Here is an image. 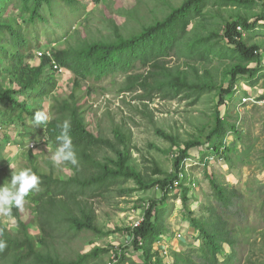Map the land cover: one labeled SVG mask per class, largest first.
I'll list each match as a JSON object with an SVG mask.
<instances>
[{
	"label": "trees",
	"instance_id": "16d2710c",
	"mask_svg": "<svg viewBox=\"0 0 264 264\" xmlns=\"http://www.w3.org/2000/svg\"><path fill=\"white\" fill-rule=\"evenodd\" d=\"M210 1L184 0L179 6L172 7L162 19L155 20L129 36L122 35L119 26L114 24L110 28L112 33L109 38H79L61 49L49 48L52 57L44 53L38 59V64L32 65V57L26 54L39 44L36 25L47 21L49 17L63 21L64 16L60 14L62 7H68V12L76 14L79 10L78 0H0V152L10 142L6 133L2 135V127L9 128L21 121L26 128L25 116L34 118L36 111L43 110V101L49 99L48 112L51 119L39 132L43 134L53 153L57 146L56 137L60 134L59 125L69 121V135L79 162L78 166L66 164L54 167L51 161L46 160L47 171L40 168L36 156L29 149V164L24 168L32 169L40 177V184L25 198L23 210L28 213L25 218L22 210L12 209L15 230L0 222V241L6 245L0 249V264H87L91 257L106 251L95 248L74 260L62 261L43 251L41 247L50 242L59 225L75 230L89 229L102 234L94 223V216L84 200L85 196L95 191H106L120 179H133L141 188L152 186L129 163L132 147L129 139L118 128L113 129L115 141L90 130L76 91L81 87V81H85L88 83L86 94H92L98 88L97 85L111 79L117 85V93H136L134 100L143 104L156 97L163 100L176 99L182 94L198 98L212 87L188 81L183 71L168 66L166 59L173 55L206 59L210 53H215L214 46L210 43L212 36L192 41L184 39L192 21L203 16ZM213 1L224 6L241 7L261 3L264 11L263 0ZM19 18L28 24L27 31H23L21 25L15 22ZM259 20L264 21V15L253 22H248L245 18L227 22L221 35L226 44L225 49L217 51L222 57L238 60L228 71L230 79L227 85L219 90L215 125L209 135V138L214 137L213 154L230 167L234 164L230 156L233 149L226 145L224 137L227 132L235 133L240 138L241 135L238 121L226 120L219 107L227 106L226 97L237 90L240 77L246 78L247 85L250 86L256 85L264 77L259 46L245 43L242 32L237 30L238 26L250 30ZM53 60L63 70L73 74V90L65 96L53 94L57 86ZM249 63H256V66L249 67ZM118 77L122 79L118 81ZM100 89L104 91V87ZM157 134L166 140H172L164 131H157ZM28 135H33V131L26 130L22 134ZM201 145L199 141L185 143L174 160L175 172L168 179L157 182L162 190V199L149 201L136 226L114 229L107 233L110 235L124 230L130 237L128 247H122L123 250L113 264H164V258L154 249L155 243L166 231L164 200L172 190L179 187L183 203L187 202L186 192L189 187L183 185L185 174L179 177V173L183 171L180 165L190 157L188 151L191 148ZM99 147H107L115 152L116 159L110 160L114 166L95 158L92 149ZM0 160L3 161L4 158L0 156ZM207 163L208 161L203 166ZM63 168L70 170L65 178L61 177ZM155 172L159 173L157 170ZM206 176L212 189V200L203 207L207 216L190 218L198 232L200 243L197 247L189 246L183 253H178L174 264H253L247 261L246 256L252 237L264 229V196L238 185L220 184L212 174L207 173ZM10 178L11 173L0 178V186L10 182ZM176 179L179 182L174 188L172 183ZM30 218H33L39 228V239L30 232ZM129 247L134 252L140 251L138 260L127 255Z\"/></svg>",
	"mask_w": 264,
	"mask_h": 264
},
{
	"label": "rangeland",
	"instance_id": "374dc122",
	"mask_svg": "<svg viewBox=\"0 0 264 264\" xmlns=\"http://www.w3.org/2000/svg\"><path fill=\"white\" fill-rule=\"evenodd\" d=\"M183 1L101 0L96 3L93 0H78L79 10L76 14L68 12V7H62L60 14L64 16L63 21L49 17L47 21L36 25L39 44L33 46L26 55L32 57V65L38 64L36 51L61 49L79 38H109L112 33L110 28L114 24L119 26L122 35L129 36L155 20L162 19L172 7L179 6ZM262 8L261 3L251 7L224 6L211 0L204 9L203 16L192 21L184 39L192 41L212 36L210 43L214 46L215 53H210L206 59L173 55L166 59V64L183 71L188 81L212 87L198 98L182 94L176 99L163 100L156 97L143 104L134 100L136 93H117V85L113 84L111 79L97 85L98 88L92 94H86L88 83L81 81V87L77 89L76 94L84 108L87 126L93 133L113 141V129L118 128L129 139V145L132 147L129 163L140 171L145 181L152 183V186L141 188L133 179H120L121 181L106 191H95L85 196L84 200L93 213L94 223L101 229L102 234L89 229L75 230L66 225H59L50 242L41 246L43 251L62 261H69L100 248L106 251L91 257L87 264L115 263L123 250L122 247H128L130 237L124 230L110 235L107 233L132 226L141 219L149 201L162 199V190L157 186V182L168 179L175 172L174 160L186 142L199 141L202 145L191 148L188 151L190 157L180 165L183 170L181 172L185 174L183 185L189 187L186 192L187 202L183 203V194L179 187L172 190L164 200L166 231L162 235H165L162 244L167 250V255L163 257L164 264H174L178 253H183L189 246L197 247L200 243L198 232L190 218L207 216L203 207L212 200L207 173L212 174L220 184L238 185L242 189H252L258 195L264 196V107L251 101L243 104L242 101L246 96L263 99L264 77L253 86L247 85L246 78L240 77L237 90L226 97L227 106L219 107L226 120L238 121L241 138L231 132H227L224 137L226 145L233 149L230 153L233 167L223 159L208 161L206 166L194 164L214 152V137L209 138V135L215 125L218 93L230 79L228 71L238 62L235 58L222 57L217 52L226 46L221 36L223 28L227 22L238 18L253 22L257 17L264 15ZM15 22L21 25L23 31L29 29L23 19L19 18ZM238 31L242 32L245 43L256 44L260 52H264L263 20L255 23L250 30L241 27ZM32 42L35 43L33 39ZM261 63L264 67V61ZM248 66L255 67L256 63H249ZM118 79L120 81L122 78ZM56 80L54 95L65 96L73 90L74 77L71 72H56ZM100 87H104V91ZM18 98L22 99L21 96ZM49 103V99L43 101L42 111L47 114ZM32 120L33 118L25 116L26 128L21 121L15 122L9 128L2 127V135L6 133L10 142H7L0 152V156L4 158L3 161L0 160V178L28 165L29 149L36 156L40 168L48 171L45 161H51L52 151L43 134L39 132L42 127L34 125ZM26 130H32L33 135L22 136ZM157 131H164L172 140L160 137ZM92 153L100 162L116 159L115 152L107 147L92 149ZM110 165L114 166L111 162ZM69 173V169L63 168L61 177L65 178ZM21 213L24 218L28 215L24 210ZM28 218L29 216L26 219ZM28 221L31 234L39 239L41 233L36 222L33 218ZM0 222L15 230L11 215L0 214ZM178 234L181 236L178 237ZM127 253L130 258L138 260L140 251L134 252L129 247ZM246 259L253 264H264V229L252 237Z\"/></svg>",
	"mask_w": 264,
	"mask_h": 264
},
{
	"label": "clouds",
	"instance_id": "9594fccd",
	"mask_svg": "<svg viewBox=\"0 0 264 264\" xmlns=\"http://www.w3.org/2000/svg\"><path fill=\"white\" fill-rule=\"evenodd\" d=\"M50 119V115L46 112L36 111L32 123L42 127L49 123ZM59 127L60 134L56 137V149L50 156L51 163L54 167L66 164L78 166L76 151L69 135L71 124L66 120ZM39 184L40 177L30 168H22L11 172L10 182L0 186V214L9 216L13 208L23 210L26 202L25 198L32 190H36ZM5 246V243L0 241V249Z\"/></svg>",
	"mask_w": 264,
	"mask_h": 264
},
{
	"label": "built area",
	"instance_id": "2783aa9c",
	"mask_svg": "<svg viewBox=\"0 0 264 264\" xmlns=\"http://www.w3.org/2000/svg\"><path fill=\"white\" fill-rule=\"evenodd\" d=\"M237 29L238 30H241V27L240 26H238L237 27ZM37 52V55H38V58H40L41 57V55H43L44 53L45 54H47V55H49V56H51V53H50V49H47V50H38V51H36ZM52 57V56H51ZM52 63H53V69H54V71H56V72H58V73H60V72H62L63 70H62V68L53 60L52 61ZM242 101H243V103L244 102H248V101H251L253 104H259V105H262L263 107H264V98L263 99H261V100H257V99H255V98H252V97H249V96H246V97H243L242 98ZM242 104V103H241ZM219 159V157H217L215 154H208L207 156H205V158H203V160L201 161V160H199L198 162H195L194 164H199V165H204V163L206 162V161H212V160H218ZM179 177L181 178V177H183V172H180L179 173ZM178 182H179V180L178 179H176V180H174V182L172 183V187H174V188H176L177 187V185H178ZM141 219H142V217H141ZM141 219H139L137 222H135L132 226H136L140 221H141ZM165 236V235H164ZM164 236H162L156 243H155V245H154V249H156V250H158L159 251V254L162 256V257H164V256H166L167 255V250H166V248L165 247H163V242H164ZM181 235L180 234H178V237H180Z\"/></svg>",
	"mask_w": 264,
	"mask_h": 264
},
{
	"label": "crops",
	"instance_id": "0c3cea01",
	"mask_svg": "<svg viewBox=\"0 0 264 264\" xmlns=\"http://www.w3.org/2000/svg\"><path fill=\"white\" fill-rule=\"evenodd\" d=\"M261 54V62L264 61V52H260Z\"/></svg>",
	"mask_w": 264,
	"mask_h": 264
},
{
	"label": "bare ground",
	"instance_id": "6f19581e",
	"mask_svg": "<svg viewBox=\"0 0 264 264\" xmlns=\"http://www.w3.org/2000/svg\"><path fill=\"white\" fill-rule=\"evenodd\" d=\"M32 146H33V145H32ZM32 146H31V147H32Z\"/></svg>",
	"mask_w": 264,
	"mask_h": 264
}]
</instances>
